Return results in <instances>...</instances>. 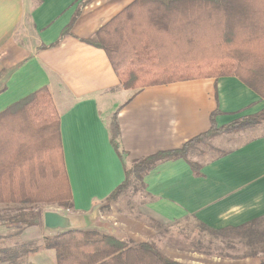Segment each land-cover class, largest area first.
<instances>
[{"label": "crops", "instance_id": "crops-1", "mask_svg": "<svg viewBox=\"0 0 264 264\" xmlns=\"http://www.w3.org/2000/svg\"><path fill=\"white\" fill-rule=\"evenodd\" d=\"M134 2L0 0V113L44 87L49 89L60 116L74 204L66 212H42L37 226L0 222V251L16 254L20 249V263L56 264L55 251L45 248L44 239L62 230L46 226L47 212L64 216L67 229L113 236L110 230L94 226V207H100L124 181L123 163L129 168L142 158L181 148L209 131L216 111L220 128L264 110V99L237 77L124 89L106 52L84 41ZM82 4L70 33L62 37ZM114 117L123 163L111 144ZM257 127L264 128V123ZM195 151L197 147L189 158L201 165L202 177L179 159L159 165L145 179L146 207L156 220L192 223L199 229L200 245L185 248L194 259L162 253L182 264L263 263L261 253L245 255L249 249L238 238L212 235L203 226L222 231L264 219V133L220 158H193ZM3 207L0 204V217L6 218Z\"/></svg>", "mask_w": 264, "mask_h": 264}, {"label": "trees", "instance_id": "trees-1", "mask_svg": "<svg viewBox=\"0 0 264 264\" xmlns=\"http://www.w3.org/2000/svg\"><path fill=\"white\" fill-rule=\"evenodd\" d=\"M82 7L62 37L70 33ZM84 42L106 52L124 89L237 77L264 99V0H135ZM218 113L211 115V126L205 134L179 149L135 161L129 168L123 163L114 117L111 144L124 164L125 179L103 204L119 201L129 190H143L146 195V177L169 161L183 159L196 177H202L201 165L189 158L192 148L220 134L238 133L264 123L263 110L218 128ZM41 201L74 209L60 116L47 87L0 113V204L7 214L6 218L0 217V222L23 228L40 225L42 212L35 205ZM203 229L215 236L231 234L238 238L251 251L245 255L264 256V219L222 231ZM44 243L46 249L55 251L56 264H182L166 257L152 242H126L89 230H62L46 237ZM27 247L23 246V253ZM19 251H0V264H27L17 260Z\"/></svg>", "mask_w": 264, "mask_h": 264}, {"label": "rangeland", "instance_id": "rangeland-1", "mask_svg": "<svg viewBox=\"0 0 264 264\" xmlns=\"http://www.w3.org/2000/svg\"><path fill=\"white\" fill-rule=\"evenodd\" d=\"M262 133H264V128L257 127L233 134H220L206 143L195 146V148L197 147V151L193 152L192 157L203 160L216 158L220 154L228 152ZM41 173V177L44 179L43 170H41ZM32 182L35 189L34 175ZM39 192L42 191L39 190ZM147 203L148 200L143 190L137 192L129 190L119 201L111 202L109 206L106 203H102L101 208H97L94 211V226L100 225L101 228L110 230L113 236L126 242H152L161 252L163 250L168 255L177 254L187 259H194L193 255L186 252L185 248L186 245L195 243L200 245L198 243L200 235L197 232L199 229L194 228L192 223L181 222L175 225L158 221L147 209ZM35 209L41 212L54 210L69 211L58 207L56 204H49L43 201L36 204ZM195 231L198 234H193ZM236 244L240 245L239 242ZM238 250V253H243V249ZM229 252L232 253L234 251ZM213 253H219V251H214Z\"/></svg>", "mask_w": 264, "mask_h": 264}, {"label": "water", "instance_id": "water-1", "mask_svg": "<svg viewBox=\"0 0 264 264\" xmlns=\"http://www.w3.org/2000/svg\"><path fill=\"white\" fill-rule=\"evenodd\" d=\"M45 221L46 226L52 230H66L69 227L67 219L56 212H47Z\"/></svg>", "mask_w": 264, "mask_h": 264}]
</instances>
